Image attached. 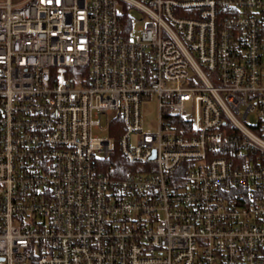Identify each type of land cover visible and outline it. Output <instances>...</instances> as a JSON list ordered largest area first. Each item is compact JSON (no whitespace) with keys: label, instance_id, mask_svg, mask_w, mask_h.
<instances>
[{"label":"built area","instance_id":"built-area-1","mask_svg":"<svg viewBox=\"0 0 264 264\" xmlns=\"http://www.w3.org/2000/svg\"><path fill=\"white\" fill-rule=\"evenodd\" d=\"M0 264H264V0H0Z\"/></svg>","mask_w":264,"mask_h":264},{"label":"trees","instance_id":"trees-1","mask_svg":"<svg viewBox=\"0 0 264 264\" xmlns=\"http://www.w3.org/2000/svg\"><path fill=\"white\" fill-rule=\"evenodd\" d=\"M110 134L114 136V139L116 141L118 140V137L120 135L118 131L113 132V130ZM131 167H132L131 164L122 155L118 147V144H117L116 153L112 155L104 164V170L107 173H110L116 177H122L126 173V171H128ZM121 171L123 172V174Z\"/></svg>","mask_w":264,"mask_h":264},{"label":"rangeland","instance_id":"rangeland-1","mask_svg":"<svg viewBox=\"0 0 264 264\" xmlns=\"http://www.w3.org/2000/svg\"><path fill=\"white\" fill-rule=\"evenodd\" d=\"M158 118H159V112L157 108V100L152 99L143 108L144 129L155 130ZM100 135L102 137H105L108 134L100 133Z\"/></svg>","mask_w":264,"mask_h":264}]
</instances>
